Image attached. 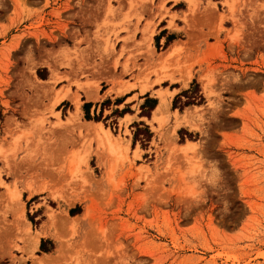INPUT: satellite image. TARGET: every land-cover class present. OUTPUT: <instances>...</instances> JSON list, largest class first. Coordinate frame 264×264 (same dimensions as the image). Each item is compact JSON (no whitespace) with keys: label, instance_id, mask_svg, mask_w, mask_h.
I'll return each instance as SVG.
<instances>
[{"label":"rangeland","instance_id":"rangeland-1","mask_svg":"<svg viewBox=\"0 0 264 264\" xmlns=\"http://www.w3.org/2000/svg\"><path fill=\"white\" fill-rule=\"evenodd\" d=\"M0 264H264V0H0Z\"/></svg>","mask_w":264,"mask_h":264},{"label":"trees","instance_id":"trees-1","mask_svg":"<svg viewBox=\"0 0 264 264\" xmlns=\"http://www.w3.org/2000/svg\"><path fill=\"white\" fill-rule=\"evenodd\" d=\"M195 85L197 86V89H198V84L195 82ZM150 95L147 94L145 97H146V101L145 103L142 105V109H143V115H146V116H150L151 115V112L155 109V107L157 106V99H153V98H150L149 97ZM183 97H186V100L183 101L182 98ZM200 98V101L203 100V97L202 96H199V97H196V95H191L190 94V90H183L182 92H180L179 94H177V96L175 97L174 99V102H173V106L175 108L177 107H180V108H183L185 106H189L191 104H196V100ZM200 101H198L200 103ZM122 101H119V103H121ZM178 104H181L183 106H178ZM93 103L91 102H87L85 103L84 105V109H85V113H86V119L87 120H92V117H91V113H90V109L92 107ZM146 110V111H145ZM123 114H125L126 112L123 110L121 111ZM102 113V111H101ZM100 114L99 116H95V118H93L95 121H100L101 118H100ZM142 125H144V128L140 127V124H137V130L135 131V134H134V141L136 140H139L140 136L142 135L143 136V140L145 141L144 145L147 146V144L151 141L152 137H153V132L150 130L149 126L148 125H145L144 123H141ZM80 207H76L74 209L71 210V213L72 214H76L78 213L77 210H79ZM31 220L34 222V218L32 217ZM36 223V222H34ZM48 244H50V247L47 246ZM53 249V242L50 241V240H46V239H43L41 241V245H40V250L42 252H50L52 251Z\"/></svg>","mask_w":264,"mask_h":264},{"label":"bare ground","instance_id":"bare-ground-1","mask_svg":"<svg viewBox=\"0 0 264 264\" xmlns=\"http://www.w3.org/2000/svg\"><path fill=\"white\" fill-rule=\"evenodd\" d=\"M179 49V45L178 44H174L172 47H171V49L167 52V55L166 56H169L171 53H173V52H175V51H177ZM164 57V56H163ZM173 80H175V78H173ZM187 81H185V85H187ZM65 93V92H64ZM168 94H164L162 97H161V101H160V104L158 105V107L156 108V115H157V118H159L164 112H166V111H168V109H169V101H168V96H167ZM63 97H65V95H62V96H60V98L58 99V100H60V99H62ZM89 97H90V95H89ZM74 100H75V103L77 104V112L75 113V114H78V111H79V107H80V102H79V99H78V97L77 96H75L74 97ZM101 129H102V132H101V137H102V139H105L106 141H108L109 143H114V141H113V139H112V135H111V133L107 130V131H105V130H103V128H102V126H101ZM189 148V147H188ZM186 149V148H185ZM184 149V150H185ZM187 150V149H186ZM188 151V150H187ZM27 188H29L32 192H39V191H48V189H46L44 186H42V187H34V186H29V187H27ZM10 194H11V196L13 195V196H17V194L15 193V192H13V191H11L10 190ZM50 194L53 196V197H56V196H58V194H56V193H54V192H50ZM25 220H27L26 218H24ZM26 222V225L28 226V227H30V222H28V220L27 221H25ZM29 229V228H28ZM40 236L42 237V236H46V233H45V231H42L40 234H36L35 236H34V238L36 239V241H37V243H38V240H39V238H40Z\"/></svg>","mask_w":264,"mask_h":264},{"label":"crops","instance_id":"crops-1","mask_svg":"<svg viewBox=\"0 0 264 264\" xmlns=\"http://www.w3.org/2000/svg\"><path fill=\"white\" fill-rule=\"evenodd\" d=\"M178 44V43H177ZM177 82H179V81H177ZM100 87H102V84L100 83ZM85 90V93H86V96H87V98L88 99H90V100H92V101H98V100H101V101H104L105 100V98H108V96H104V94H102L101 92H100V90H99V97L97 98V87H95V86H89V87H86V88H84ZM110 90V88L108 89V91ZM132 91V89H130L129 91H127V92H130L131 94L133 93V92H131ZM109 93V92H108ZM89 95H90V97H89ZM133 95V94H132ZM131 97V96H130ZM97 98V99H96ZM96 99V100H95ZM90 100H88V101H90ZM59 102V101H58ZM80 102V101H79ZM76 107H77V104H76ZM81 109V103H80V107H79V110ZM76 112H77V110H76ZM76 112H74V113H72L71 114V118L69 119L70 121H72V120H79V113L78 114H75ZM87 121H91V120H87ZM101 126H102V128H103V130H105V131H107V130H109V129H107V128H105V127H103V125L101 124V122H86L85 124H84V128H85V130H86V132L88 133H91L92 134V132H94V134H95V132L98 134V135H102L101 134V132H102V129H101ZM42 231H44V230H42ZM46 233V232H45ZM47 235V234H46ZM41 239V238H40ZM40 242V241H39Z\"/></svg>","mask_w":264,"mask_h":264}]
</instances>
